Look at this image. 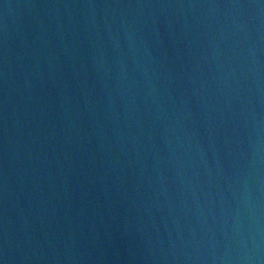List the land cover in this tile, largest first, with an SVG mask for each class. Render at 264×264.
I'll return each instance as SVG.
<instances>
[{
	"label": "water",
	"instance_id": "obj_1",
	"mask_svg": "<svg viewBox=\"0 0 264 264\" xmlns=\"http://www.w3.org/2000/svg\"><path fill=\"white\" fill-rule=\"evenodd\" d=\"M0 264H264V0H0Z\"/></svg>",
	"mask_w": 264,
	"mask_h": 264
}]
</instances>
